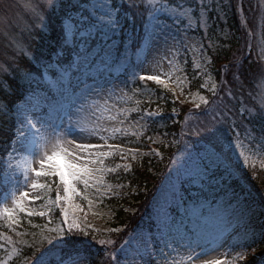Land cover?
<instances>
[{
  "label": "snow or ice",
  "instance_id": "snow-or-ice-1",
  "mask_svg": "<svg viewBox=\"0 0 264 264\" xmlns=\"http://www.w3.org/2000/svg\"><path fill=\"white\" fill-rule=\"evenodd\" d=\"M85 4L88 6L85 7ZM26 7L33 17L32 27L36 29H47L49 13L61 19V43L56 56L60 57L64 52H68L69 57L64 63L59 59L55 62L45 60L42 55L37 57L31 51L28 40L21 39L14 42L13 66L0 68V118L9 124L7 131L10 133L11 140V147L7 149V157L3 160L4 175L6 182H14L12 190L5 194V202L0 204V219H6L10 229L19 223L17 215L20 213L27 216L48 215V212L37 213L28 207L39 200L40 196L30 197L29 192L24 189H47L50 192L52 184H56L55 201H49V210L51 206L60 207L62 202L67 204L75 196L88 200V196L78 190V184H82L85 191L94 188L101 196L104 195V191L111 190V186H108L101 191L104 174L115 172L118 168H123L127 172L130 165L117 164L115 168H106L103 166V158L118 153L122 160H126L130 153L134 161L140 154L139 149L129 148L126 152L120 145L108 143L109 139H115L120 134L128 135L126 128H107L100 122L85 127L79 118L80 113L85 111L86 107L98 108L99 102L96 98L100 97L106 98L104 105L107 109V99L116 95L113 89L116 88L124 93L129 84L137 82V78L141 85L137 91L141 92L148 82L164 84L165 81L161 79V73L157 70L165 59H168L171 64L172 59L169 57L178 58L184 49H191L203 56L205 46L198 42L196 35L189 33H196L203 29L206 36L210 30L209 21L212 20L215 23V20H219L220 16L217 14L230 5L226 4L225 0H193L192 6L189 7H184L183 4L170 7L168 2L161 4L158 0H121L119 4L116 0H79L76 4L71 3V0L67 2L66 0H38V2L29 3ZM11 8L10 0H0V13L4 14L5 21ZM73 12L77 14L73 16ZM145 13H147V19ZM140 26L147 35L136 38L146 43L151 60L148 55H145L139 63H129L126 68L127 78L121 82L123 87L117 84L106 88L95 81L89 85L79 79L75 85L72 84L71 79L68 78L69 70L74 68L79 71L81 67L90 69L95 65L97 58H100L101 63H106L111 55V49L118 48L115 44L116 38H121L122 42L128 41L124 45L126 52L135 42L133 37L136 36V30ZM99 40L105 43L112 41V44L108 45L106 50L98 43ZM101 53L104 55L101 56ZM118 55L122 53L118 52ZM33 60L35 65L32 64ZM149 66L153 74H145ZM199 66L197 64V67ZM57 69L60 75L56 83L62 89L61 94L71 91L75 99L56 109L53 115L52 110H46L48 97L42 95L46 91L43 81L49 73L56 75ZM260 71L264 73V69ZM5 75L17 81L18 89H13L3 79ZM235 79L239 77L236 76ZM66 80L67 83H65ZM221 91L224 95H221ZM210 92L212 94L210 99L200 97L201 103L195 105L198 111L193 113L195 125L187 131H182L180 138L184 142L185 150L196 146L185 137L196 136L197 143L202 142L200 144L202 152L198 151V159L193 161L191 169L194 178H200L201 181L205 176L210 180L217 179L213 169L220 170L223 162L229 161V164L223 167L220 176L223 182L225 175L228 179L233 177L232 162L226 149L231 150L233 142H235V149H241L243 145L240 142L241 134L237 130V120L234 118L237 113L225 102V96L235 99L232 89L228 87V81L221 79L219 85H212ZM13 97H16L19 102L13 100ZM261 107L264 108V102ZM244 111L245 109L242 108L241 116ZM130 112L139 114V118L135 121V125L139 127L133 131L132 135H142L141 130L148 127V121H155L160 116L157 111H141L139 107L118 110L119 115L125 116V119L120 121L121 124L127 122V114ZM255 118V114L249 112V122L251 123ZM259 118L264 121V115ZM108 119L114 120L116 117L109 116ZM249 135H251L250 132ZM90 137H98L104 143L83 142ZM149 139L154 144L162 142L152 137ZM252 139L255 140L256 137ZM225 141L227 144L224 143ZM259 142L264 147V125L259 129ZM71 144H75L77 150L74 155L66 152L62 147V145ZM105 148L108 151H104ZM151 154L161 155L155 149ZM17 156L22 159L20 163L13 164ZM67 156H71L76 162L64 159ZM240 157L245 158L246 164L247 158L243 151H240ZM58 158L63 160L62 164L56 163ZM34 163H38L39 168L33 167ZM96 164L101 167H90ZM9 172H11L10 180ZM40 177L48 178L52 184L38 183L37 179ZM61 186L63 195L60 194ZM9 198L11 206L8 204ZM232 199L236 201V208L233 211L239 210V215L243 218L247 214V209L242 207L243 200L235 192L232 194ZM232 199L229 201V206ZM89 203L91 204L90 200ZM60 213L63 217L62 225L50 229L55 235L47 239L48 247L26 264H51L50 257L53 256H55V264H92L88 250L95 245L103 248V256L97 264H178L173 254L184 252L187 253V257L183 264H196L202 255L212 251L207 247L208 241L202 234L186 227L183 231L179 228L172 229L167 224L162 230H158L160 234L157 237H153L151 232L136 235L130 233V238L125 239L119 247L115 246L116 241L113 239H98L95 229L89 241L87 238L90 233L87 228L91 227L90 225L82 226L75 217L69 216L65 207H60ZM193 214L195 215V212ZM110 231L118 233L120 229L113 228ZM252 234L255 235L254 230ZM16 235L23 236L25 233L17 232ZM81 235L84 239H78ZM245 235H248L247 232ZM259 235L261 239H264V228L260 230ZM0 238H4L2 234ZM7 239L8 243H12L11 238ZM17 243L24 244L25 241L19 240ZM247 255L246 251H241L237 254V258L244 260ZM204 264H221V261L206 260Z\"/></svg>",
  "mask_w": 264,
  "mask_h": 264
},
{
  "label": "trees",
  "instance_id": "trees-1",
  "mask_svg": "<svg viewBox=\"0 0 264 264\" xmlns=\"http://www.w3.org/2000/svg\"><path fill=\"white\" fill-rule=\"evenodd\" d=\"M173 1L176 2L177 0ZM78 2L79 0L74 3L71 1L73 4ZM120 2L121 0H116L117 4ZM228 5H230L228 12L231 15V21L228 22V27L236 33L238 37L232 36L225 41L226 45L223 47L219 45L214 46V48L210 50V54L214 59L213 66L217 84H220L221 79H226L228 81V87L232 89L233 95L235 96V99L225 96V102H227L230 107H233V110L237 113V116L234 118L237 120V130L241 134L240 137L252 139V137H259V129L264 125V121L259 118L261 115H264V108L261 107V104L252 100L258 91L259 83L264 82V73L260 71L263 69V62L260 61V47L258 45L261 41L257 40L262 37L264 40V6L262 10L257 2L253 4L250 0H229ZM20 10L25 15L26 21H23L20 27H13L14 32L19 36V40H28L31 45V51L37 57L42 55L45 60L53 62L57 59L62 63L67 61L69 57L68 52H64L60 57L56 56L61 43V19L49 13L47 16V29H36L32 27L33 17L30 10L21 7ZM145 18L147 19V13H145ZM221 23L223 22L221 21ZM140 28V35L138 34L134 37L136 40H138L136 38L138 36L146 37L147 35L143 27L140 26ZM249 33L252 35L254 41L248 47L247 36ZM106 43L100 41L99 44L105 46ZM122 45L123 43L121 40L118 46L119 50H121ZM14 51L15 49L13 50L7 41H0V58L5 59L4 61L7 67L13 66ZM238 60L239 63H237ZM21 62L24 63L25 61ZM32 64L35 65L34 60ZM65 67H67L66 63ZM186 74L190 81L189 90L198 89L201 81L199 77H196L195 71L192 72L191 69L187 67ZM59 75L60 72L57 69L56 75L49 73L47 74L48 81H43V87L47 89L48 93H53L52 96L54 97V101H58V103L61 102L63 96L61 94L62 89H60L59 85L56 83ZM236 76H238L239 79H235ZM68 78L71 79L73 85L76 84L77 79L80 80V77H76V71L73 69L69 70ZM125 78H127V76H125ZM3 79L7 81L13 89H18L17 81L12 80L7 75L3 76ZM91 79L92 77L86 78V80ZM65 83H67V80ZM49 85H52L56 90L51 92ZM131 87L139 96L144 92L153 91L155 100L146 101L142 98L140 106L142 108H145V106L154 108L155 106V110L160 113V116H158L155 121L149 122V131L146 135H144L142 139H137L136 142L140 144V146L148 147L150 145L151 140L149 138L145 140L144 137H150L154 134L161 137L170 135L179 136L182 131H187L195 125L193 113L198 110L175 99L170 91H164L153 82H148V85L142 88V92L137 91V89L141 87L138 78L135 84H131ZM69 93L72 94L71 91H69ZM160 94H162V96H160ZM221 95H224L223 91H221ZM211 96L212 95H209V98H211ZM12 99L19 102L16 97ZM248 104L254 110L250 109ZM242 108L245 109L243 116L240 115ZM173 109H175V113H173ZM249 112L254 113L256 117L251 123L248 119ZM8 128L9 124L0 118V157L4 155L11 141L10 133L7 131ZM249 132L251 135H249ZM131 139L133 140L134 138ZM185 139L198 141V137L196 136L185 137ZM179 141L177 146L183 142L181 138ZM177 146H171L170 144L158 146L163 155L162 161L158 163L155 158H142L137 162L130 163V169L127 172L120 168L115 172L109 173L112 179L111 181L115 185H120V189H122L123 192H127L131 187L136 188V193L128 194V197L125 195H116L105 199L106 205L113 212V228L123 229V231L120 230L118 233H112L111 239L121 243L126 234L129 233V229L138 225L142 218L146 216L144 209L150 204L151 198L162 180L163 172L166 170V167L165 169L163 167V162H165L167 157H169V159L172 158L171 155L179 148ZM225 162L229 164V161L225 160ZM231 162L232 172L234 173L231 179L227 177L223 178V182L220 180L219 184H214L213 181H210L200 188H195L196 193L194 195H190L188 192L186 193L187 195H185L183 200L184 213L191 221H195L193 219L196 215L199 213L203 215L213 204H218L219 208H223V210L230 208L232 211L236 207V201L232 199L233 192H235L243 202H246L245 208L246 205L249 206L251 202H255L257 209L250 213L247 212L244 218L239 217V214L235 213V222L237 223V227L240 228V231L232 240V251H237L241 247L247 248L248 255L239 264H258V262L264 260V239H261L259 235L260 230L264 228V167H246L243 169L239 164L233 162V160H231ZM48 183L52 184V181H48ZM62 191L63 189L61 186L60 194ZM51 193L55 195L56 184H52ZM230 199H232L231 206H229ZM215 201L218 203H214ZM224 201H226L224 205L219 204H222ZM60 207H63L62 204ZM60 207L51 214L49 220L44 216H27L22 213L19 216V223L14 225L11 229L8 227V221L6 219H0V234L4 237L0 238V260L4 258L5 254L10 253L11 258L6 264H26L27 261H31L34 257L39 256L40 252L47 247V245H45L47 239L55 235L50 229L62 225L63 220ZM149 210L150 209H147V212H149ZM193 212H195V215ZM243 219H246L245 224H242ZM222 226H224V224ZM253 230L255 235L252 234ZM17 232L25 233V235L17 236ZM220 232L219 228H215L211 232L206 230L204 238L207 239L209 236L220 234ZM246 232L248 234L247 236L245 235ZM89 233L90 235L87 239L90 241L93 231H89ZM95 234L98 239H109L105 234ZM7 238H11L12 243H8ZM78 239H84V237L81 235ZM19 240H24L25 243H17ZM101 248L102 246L95 245L94 248L88 250L92 264H97L99 261L101 257ZM252 249H255V251ZM12 250H14V252ZM97 250H99V254H97ZM250 250L253 252L252 254L249 253ZM60 254L62 255L63 253ZM50 260L51 264H55V256L50 257Z\"/></svg>",
  "mask_w": 264,
  "mask_h": 264
},
{
  "label": "rangeland",
  "instance_id": "rangeland-1",
  "mask_svg": "<svg viewBox=\"0 0 264 264\" xmlns=\"http://www.w3.org/2000/svg\"><path fill=\"white\" fill-rule=\"evenodd\" d=\"M76 2L77 0H71ZM253 4L258 3L263 10L264 0H250ZM38 2V0H10L12 4V8L10 9L9 13L7 14V19L5 21V16L3 13H0V41H4L13 48L14 42L19 40V36L16 32H14L13 27L22 26V22L26 21L25 15L20 10V7L26 10H29L26 6L29 3ZM67 2V0H66ZM168 2L170 7H175L178 4H183L184 7L192 6L193 0H177L174 2L173 0H158V3ZM229 0H225V3L228 4ZM88 5L85 4V7ZM241 8V6H240ZM229 7H226L223 12L218 13L217 15L220 16L219 20H215L213 23L212 20L209 21L210 30L208 31L207 35L205 36L204 30L200 29L196 33H189L190 35H196L197 40L199 43H202L205 46V53L203 56L198 52H195L191 49H184L181 52V55L178 58L169 57L172 59V63L169 64L168 59H165L162 63V66L157 70L161 73V79L165 81L164 84H158L161 89L164 91H170L174 94L175 98L179 99L182 102H186L189 105L195 107L197 103H201L200 97L203 96L206 99L209 98V94H211L210 89L213 84H217L216 76L214 72L213 66V57L210 54V50L214 48V46L219 45L223 47L226 45L225 41L230 39L232 36H237L229 27L228 22L231 21V15L228 12ZM77 14V13H76ZM75 14V15H76ZM198 14V13H197ZM73 15V16H75ZM229 16V17H228ZM221 21L223 23H221ZM203 37V39H201ZM248 37V36H247ZM240 39V38H239ZM238 39V40H239ZM261 43L259 45V54H260V61L263 62V69H264V40L263 37L259 38ZM120 38H116L115 44L118 46ZM254 40L248 39V47L252 44ZM128 41L124 40V45L127 44ZM112 44V41H108L107 45H105V49L107 50L108 45ZM228 44V43H227ZM124 45L121 47L119 53L122 55H118V48L113 47L111 49V55L108 57L106 63H101L100 58H97L96 63L90 69H86L81 67L77 75L81 77L80 79L83 81L87 75H90L93 79L87 84L91 85L93 81H95L99 85H103L106 88H111L113 85L119 84L121 87L122 81L125 80V75L127 76L126 68L128 67L129 63L137 64L142 61L145 55H148L149 60H151V54L148 52L146 43H141L136 53L135 60L132 58V54L130 52V47H128L127 51H124ZM212 45V47H208ZM104 53H101L103 56ZM4 58H0V68L7 66ZM197 64L200 66L197 67ZM189 67L192 72L195 71L196 77L200 79V86L198 89L193 91L189 90L190 81L188 80V76L186 74V69ZM145 74H153L151 67L149 66L148 71ZM218 85V84H217ZM113 91L116 93L110 99H107V109H105L104 101L105 97L96 98L99 102V107L94 109L85 108V111L80 113V120L85 127L91 126L95 122H100L104 125V127L111 128V127H124L128 131V135L120 134L115 139H109L108 143L110 144H118L120 145L125 151L127 149H139V153L136 159L133 161L131 159V154H128V159L122 160L120 155L117 153L114 156L106 157L104 159V167L106 168H115L117 164H129L132 162H137L142 158H150L156 159L157 163L162 161L163 155L158 146L162 144L171 146H177V143L173 141H179V136L170 135V136H159V135H152V139H158V143H152L148 147L140 146L136 141L137 139H142L143 135L148 132V127L146 129H142V135H132L133 131H135L139 126L135 125V121L139 118V114L135 112L128 113V120L124 124H121L120 121L125 119L124 115H119L118 110L124 109H133L135 107H139L141 111L151 110L156 111L155 106L154 108H150L149 106L143 109L140 107V103L142 102V98L148 101H154L155 95L153 91L144 92L140 96L136 94L135 90L131 87V84L127 86L124 93L119 92L118 89L114 88ZM42 95H46L48 97L47 105L51 102L50 94L43 92ZM78 95V92H77ZM162 96V94H160ZM123 97V99H120ZM75 99V96H64V105L68 104L71 100ZM252 99V98H251ZM256 101L258 104H262L264 102V82L259 83L258 91L252 99ZM54 106V104H53ZM62 106V105H61ZM60 106V107H61ZM203 106V105H201ZM248 107L254 110L252 107ZM58 109V108H57ZM48 110H52L50 107ZM53 111V110H52ZM53 115L55 112L53 111ZM109 116H114L116 119L109 120ZM149 123V121H148ZM186 129V127H185ZM131 138H134L133 140ZM146 140L149 137H144ZM191 140V139H190ZM196 146L185 150L184 142L180 144V148H178L172 156L171 159L167 157L165 162H163V167L166 170L163 172L162 180L160 184L157 186L155 193L153 194L150 204L144 209L145 214L148 215L145 217L143 222H140L138 226H134L132 229H129V234L132 235L136 234H148L151 232L153 237H157L160 232L158 230H162L165 225L167 224L172 229L179 228L181 231L184 230L186 227L187 229L193 228L194 221L191 220L182 214V200L184 199V195L188 192L191 195L196 193L197 187L204 186L208 184L210 181H213L214 184H219L221 172H223V167L226 164L224 161L221 165L220 170L213 169L216 174L217 179H209L207 176L203 178L201 181L200 178H194L191 173V169L193 166V161L198 159L197 153L198 151L202 152L200 144L202 142L197 143L196 140H191ZM83 142H91V143H100L103 144L104 141L99 140L98 137H90ZM240 142L242 143L241 149H235V142H233V148L228 150V154L233 162L240 165L241 168L245 169L246 167H264V147L261 146L259 142V137H256L255 140L253 139H245L240 138ZM227 144V141L224 142ZM11 147V142L8 146V149ZM64 150L69 153L76 154L75 144L71 145H62ZM160 152L161 155L157 156L152 153V150ZM104 151H108V149H103ZM240 151L244 152V156L247 158V163L245 164V158L240 157ZM7 157V150L5 151L2 159L0 161V193H2L0 197V204L4 203V197L6 192H10L13 187L14 182H6L5 180V168L3 165V160ZM22 157L17 156L16 159L13 160V164L20 163ZM64 159H68L70 162H76L72 160L71 156H67ZM90 159H95V157H90ZM57 164H62L63 160L58 158L56 160ZM33 167L39 168L38 163H34ZM90 167H101V165H90ZM120 169V168H118ZM123 169V168H122ZM110 172H106L104 174V184L101 185V191H104L108 186H111L110 191H104V195L101 196L99 193L96 192L94 188H89L85 191L82 184H78L77 188L80 192L86 194L88 196V200L82 199L80 196H75L70 199L67 204L61 203L63 207L69 213L70 217H75L82 226H88V231L96 230L95 233H102L111 239V235L114 232H111L110 229H113V212L110 208L106 205L105 199L116 196V195H125L128 197V194H135L136 188L131 187L127 192H123L120 189V185H115L109 176ZM17 174H19L17 172ZM234 175V174H233ZM11 177V172H9V180ZM227 176L225 175L224 178ZM38 183L44 184L48 183V178L40 177L37 179ZM127 185V184H126ZM125 186V185H124ZM128 186V185H127ZM29 192L31 196H40L39 200H36L35 203L28 205V207L34 209L37 213L40 211L48 212V215H45L47 220L51 218V214L57 210V206H51V210H49V201H55L56 193L53 195L47 189H24ZM63 195V191L61 193ZM91 201V204L89 203ZM249 201V200H248ZM214 203H218L215 201ZM226 201L219 203L220 205H224ZM246 202H243L242 207L245 206ZM9 206L10 198L8 200ZM61 206V205H60ZM149 207V208H148ZM236 208V207H235ZM234 208V209H235ZM147 209H150L147 212ZM247 212H251L257 209L255 202H251L248 206L246 205ZM235 213L239 214V210L231 211L230 208H219L218 204H213L210 209L205 211V213L198 214L194 217L197 226H202V228L207 230L208 232L212 231L215 228H219L221 232H225L222 236L212 235L209 236L206 240L208 241L207 247L212 251L202 255L199 260L196 261V264H204L206 260H220L221 264H239L243 260L237 258V254L241 251H246L248 253V249L241 247L237 251H234L233 254L227 258L226 254L230 249L231 244V237L234 236L239 232L237 228V223L235 222ZM21 214V213H20ZM17 215V220L19 221V215ZM39 216V215H38ZM240 217V215H239ZM245 217V216H244ZM243 217V218H244ZM246 223V219H243V223ZM224 224V226H222ZM189 227V228H188ZM230 230V231H229ZM205 231H199L200 234L203 236L205 235ZM198 233V232H197ZM123 239H129L130 235ZM218 236V237H217ZM105 237V236H104ZM217 237V238H216ZM50 239V238H49ZM213 239V240H212ZM212 240V241H210ZM122 241V242H123ZM121 242V243H122ZM120 242H116V247H119L121 244ZM45 245L48 244L47 242ZM253 250V249H252ZM14 252V250H12ZM250 254L253 252L250 250ZM101 257L103 256V248L100 250ZM100 257V258H101ZM173 257L177 260L178 264H183L186 261L187 253H174ZM11 258L10 253L4 255V258L0 260L3 264H6L7 261ZM100 260V259H99ZM258 264H264V260L258 262Z\"/></svg>",
  "mask_w": 264,
  "mask_h": 264
}]
</instances>
